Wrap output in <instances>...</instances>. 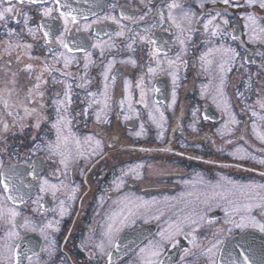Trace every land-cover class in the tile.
<instances>
[{"label": "flooded vegetation", "instance_id": "1", "mask_svg": "<svg viewBox=\"0 0 264 264\" xmlns=\"http://www.w3.org/2000/svg\"><path fill=\"white\" fill-rule=\"evenodd\" d=\"M67 2L77 9L74 13L77 22H69L70 31L66 39L70 47L79 45L84 51L74 48L69 54L56 42V37L63 32L64 20L56 18V11L50 17L42 14L44 7H53L51 0H44L43 4H18L21 14H8L6 21L0 22V90L14 89L11 97L4 93L12 107H5L0 101V161L3 164L0 172L12 175L19 190L6 192L0 184V198L8 195L16 197L14 202L5 199L4 204L5 208H14L20 213L16 217L20 231L16 240L19 245L17 251L22 257L36 252L43 264H107V256L100 253L97 247L105 241L106 217L118 210L115 201L138 197L158 201L153 208L159 207L164 214L159 219L155 218L158 215L155 211L151 215L137 216L134 223L117 234L116 242L121 246L119 250L107 246L105 241L106 252L112 253L114 264H139L140 248L146 247L150 241H158L160 231L167 227L169 221H176L193 211L197 217L203 218L200 224L185 223L175 240L165 243L160 259L165 264H208V258L201 254L202 248L209 244L220 228L231 227L224 223L225 205L218 197L212 196L214 186L230 187L228 181L238 185L264 184V164L259 162L264 159V141L259 139L260 135H264V109L258 103L264 101V67H261L264 63V55H261L264 53V38L255 42L249 40L250 30L245 19L246 14L254 13L259 25L264 27V9L258 4L248 5L247 0H235L238 7H227L219 0L213 5L207 0L203 9L200 8L201 0H180L186 9L196 13L199 21L193 25L187 51L181 53L178 30L166 16L167 4L171 0ZM161 9L165 13L163 22L158 15ZM213 9H226L224 18L229 20V24L222 27L231 35L209 40L210 33L204 31L203 23L210 11L215 15ZM68 10L60 8V11ZM24 13L30 17L27 25ZM106 15L115 16L119 23L103 19ZM142 15L145 16L143 20L140 19ZM97 19L100 22L93 23ZM220 22L221 18L217 17L214 23ZM85 23L92 25L87 31L83 30ZM41 25H48L49 28H42ZM120 25L125 26V35L118 37L115 34L121 30ZM29 27L35 30V35L29 34ZM77 27L80 31L76 30ZM146 28L149 29L147 33ZM9 30L19 35L9 36ZM45 30L51 31V36L47 38L51 39L50 44L43 36ZM144 35H148L154 43L140 40L139 36ZM97 41L104 46L103 55L99 47H92ZM16 44L20 46L16 47ZM26 44L32 47L25 48ZM109 44L114 46L109 47ZM220 45L239 53L226 66L231 70L223 73L222 98L227 102L228 110L218 103L221 97L217 95L221 88L219 63L223 54H211V65L200 59L210 47ZM48 48L65 52L73 58L69 69H63L62 60L55 64L57 69L70 71L72 77L66 79L59 71H45V63H52L53 53H49ZM157 48L159 55H151ZM85 51L91 53L86 75L91 83L81 87L80 77L85 75ZM178 53H181L185 63L170 69L167 60L175 59ZM157 59L162 64L156 73H148V67H157ZM131 60L136 61L135 65L126 62ZM110 61L114 63L105 81L103 73ZM28 65L32 66L31 69ZM173 71L178 78L175 82ZM41 73L46 81L40 85L44 96L41 100L33 93L35 99L32 100L29 92L38 83L36 77ZM53 77L64 82L54 84ZM141 77L144 78L147 107L140 102ZM105 83L108 85L106 109L103 98ZM67 84H71L70 103L65 98ZM93 93L95 97L90 95ZM214 96L217 102H214ZM57 99L65 100L64 114L70 124L64 128V134L70 137L68 146L75 157L69 160L66 171L59 162L60 157L51 156L46 147L56 140L52 125L57 119V106L53 103ZM93 99L100 102L92 103ZM122 100L123 106L120 103ZM21 101L29 108H41L43 104L41 111L46 119L39 128L35 127V115L25 117V126L21 127L16 115L25 116L23 108L18 107ZM229 112L238 123L230 122ZM253 112L257 115L253 116ZM97 113L101 116L99 122ZM125 116L129 119L125 120ZM5 122L9 125L7 131L3 130ZM253 123L256 124L255 130ZM88 137L93 139L88 141ZM75 139L80 140L79 148L72 142ZM95 140L101 141V147L98 154L92 155ZM80 151L84 155H77ZM137 165H143L136 169L139 177L128 172ZM126 172L128 175H123ZM44 179L58 186L63 182L64 186L54 197L50 190L41 192ZM120 179L124 180V184L117 189L115 182ZM73 188L77 189L75 199H69ZM256 191L264 195V190ZM61 200L67 209L63 216L60 215ZM248 215L264 223V208L254 206ZM25 218L37 231L19 228ZM234 218L238 220L239 216ZM48 221L58 222V228L47 230L55 241L51 257L41 251L47 242L38 230ZM223 235L226 236L222 252L224 259H228L227 253L241 243L249 249L256 264L264 259V232L258 228H233L231 233ZM5 236L4 227H0V241ZM193 238L201 247L193 246ZM23 264H28L26 258Z\"/></svg>", "mask_w": 264, "mask_h": 264}, {"label": "snow or ice", "instance_id": "2", "mask_svg": "<svg viewBox=\"0 0 264 264\" xmlns=\"http://www.w3.org/2000/svg\"><path fill=\"white\" fill-rule=\"evenodd\" d=\"M205 2L207 0H201L200 8L203 9L205 6ZM210 2L215 5L218 0H210ZM219 2L223 3L227 7H238L239 5L235 3V0H219ZM44 0H0V22L6 21L8 14H21V9L17 8V5H24V4H43ZM53 7H44L42 9V14L44 17H50L53 11L58 13L56 18H63L64 20V29L63 32L56 37V42L66 51V53H72L74 48L76 51H84L79 45H74V47H70L68 40L66 39L67 33L70 31L68 28L69 22L76 24L77 16L74 13H77V9L72 8L70 4H68L67 0H51ZM247 4L250 6L259 5L261 9H264V0H247ZM59 6V7H56ZM115 7V5H113ZM60 8H68V11H60ZM167 19L171 21L172 25L176 27L178 30L177 40L178 43L181 45V53L187 51V42L191 39V33L194 31L193 25L194 23H198V19L196 13L192 12L190 9H186L183 3L180 0H171L170 3L167 4ZM150 11V10H149ZM215 11V15L211 14V11L208 13V19L204 21L203 28L205 32H209V40L213 37H220L223 39L224 37L231 35V33H227L224 31L223 26H227L229 24V20L224 18L226 16V9L225 10H218L213 9ZM24 23L25 25L28 24L30 17L24 13ZM161 22L165 20V13L163 9H161L158 13ZM217 17L221 18L220 23H214L217 20ZM71 18V21H69ZM86 20L87 17H84ZM103 19L108 20L111 19L116 23L119 21L116 19L115 16L106 15ZM128 19H133L132 17H128ZM141 20L145 19V16L140 17ZM245 19L247 21V27L250 30L249 40L255 42L257 39L264 38V27L260 26L258 23V18L254 13H248L245 15ZM100 20L97 19L93 21V23H99ZM91 24L85 23L83 26V30L87 31L91 28ZM42 28H49L48 25H41ZM121 30L116 32V36H124L125 31L124 25H120ZM77 31H80V28L77 27ZM29 34L35 35V30L33 28H27ZM130 31V30H129ZM149 29H145L147 33ZM187 33V35H186ZM9 36L19 35V33H15L14 30H9ZM43 36L46 38V43H52L51 39H47L51 36L50 30H45L43 32ZM139 39L142 41H147L148 43H154L150 39L148 35L139 36ZM19 44H16V47H19ZM109 47H113L114 45L109 44ZM25 48H31L32 46L29 44L24 45ZM93 48L99 47L101 50V55L104 54V46L97 41L95 44L92 45ZM129 48L132 47L131 44L128 45ZM49 53H53L52 55V63L48 64L45 63V71L50 72H61V74L67 79L73 76L70 71H63L61 69H57L55 64L60 63L61 60L63 61V69H69L74 62L73 58L69 55H66L65 52H55L53 48H48ZM181 53H178L175 59H168L167 65L170 69H176L178 64L185 63L181 59ZM213 53H222L223 56L219 63V69L221 72V88L218 90L217 95L221 97V100L218 103H222L225 110H228V104L226 101L223 100V84H224V77L223 73L226 71H230L231 68L226 67L227 65L231 64L238 56L239 53L230 47H225L224 45H220L219 47H210L207 52L202 54L200 57L201 61H203L207 65H211L213 63L212 59H209L210 55ZM153 56L159 55V49L157 48L154 52L151 53ZM261 55H264L262 53ZM91 53L85 51V75L80 77L81 80V87H85L88 83H91L90 80L86 79L87 75V68L90 60ZM130 62L135 65L136 61H126ZM114 61H110L107 65L105 72L103 73L105 81L108 80L109 76L108 73L111 71L112 65ZM157 67H148L147 71L150 74L156 73L157 69L162 64V61L159 59L156 60ZM31 65H28V68L31 69ZM261 67H264V63H262ZM162 70V69H161ZM173 80L174 82L178 79L176 76V72L173 71ZM43 74L41 73L36 77L38 83H36L32 90L29 92V98L34 100L35 96H39L42 100L44 96V92L40 90L41 83H46V81L42 78ZM114 79V78H113ZM64 81H57L53 77V83H63ZM15 83V81H13ZM144 85V78L141 77L140 79V87H141V103H145V89ZM66 92L65 98L70 103V89L71 84L66 85ZM104 107L105 109L108 107V85L105 83L104 86ZM158 91V89H155ZM14 89L6 88L0 90V101H2L5 107H12L10 104V100L4 97V93H7L8 97H11ZM35 93V96L33 95ZM91 96L95 97V94H90ZM173 100L175 101V93L173 94ZM214 102H217V97H213ZM100 101L93 99L92 103H99ZM56 107L57 112V119L53 123L52 127L56 131V140L54 142H49L47 144V151L50 153L51 156H59L60 163L64 166V171L68 168V163L70 159H74L72 151L69 148L70 137L64 134V128L70 124V120L64 114L66 113L65 107V100L57 99L53 102ZM121 106H123L124 101H120ZM260 107L264 109V101H258ZM147 103H145V107H147ZM18 107L23 108L25 116H19V113H16L18 121L21 122V127H24L23 120L27 116L36 117L35 127L39 128L40 123L46 119V116L41 111L43 104H41V108H29L23 101L20 102ZM91 107V104L89 105ZM158 110V109H157ZM159 111V110H158ZM195 115V113H194ZM257 113L253 112V116H256ZM161 120L163 119V113H160ZM96 119L99 122L101 120V116L99 113L96 115ZM125 120L129 119L128 116L124 117ZM155 120V117H153ZM229 120L231 123L236 124L238 121L235 119L234 115L229 112ZM159 126H162L160 122H157ZM253 129H256V124L253 123ZM194 128V125H193ZM9 129V125L5 122L3 125V130L7 131ZM140 133H137L139 135ZM93 138L88 137L87 140L91 141ZM259 139L264 141V135H260ZM74 142L77 145V148L80 147V140L75 139ZM101 147V141L95 140V148L92 149V155L98 154V150ZM77 155H84L83 151L77 153ZM255 159V157H252ZM261 164H264V159L259 161ZM3 167L2 161H0V168ZM143 165H137L136 168H130L128 172L136 173L137 168H142ZM59 171V169H58ZM128 172L124 173L123 175H128ZM137 177H139V173H136ZM116 183L117 189L123 186L124 180L120 179ZM0 184L3 185V190L6 192H11L13 190L19 191L16 188V185L13 182L12 175H5L3 172H0ZM230 187H225L221 184H217L214 186L212 191L213 197H218L220 201L223 202L225 205V215L226 219L224 221L225 225H231V227L220 228L217 233L213 234V239L209 241V244L204 246L201 250V254L208 258V264H256L255 261L251 258V253L244 244H236L234 249L227 253L228 259H224L222 252H223V244L224 233H231L233 228L235 229H244L248 227L258 228L260 232H264V223L257 221L254 217L248 215L250 213L252 207H262L264 208V195H261L259 190H264V184L261 185H238L235 182L228 181ZM63 185L58 186L57 184H50L47 179L43 180L41 185V192L51 191L52 195L55 197L59 188ZM66 187V186H65ZM216 189H219L217 191ZM77 192L76 188L71 189L72 195L69 199H75V193ZM239 193V196H237ZM191 195V193L189 194ZM207 196V194H205ZM12 200L15 201L16 197L12 195H8L6 198H0V227H4L6 236L3 241H0V264H23V259L26 258L28 260V264H43L42 261L39 260V254L33 252L31 256L22 257L21 253L17 251L19 245L16 243V240L20 237V231L18 230V225L16 224V217L20 215L18 211L14 208H5L4 200ZM103 201V198H101ZM245 202H241V201ZM254 201H258V203H253ZM118 205V210L110 212L105 220L103 237L107 242V246H113L117 250L120 249V244L116 242L117 234L128 224L134 223L135 218L137 216H145L151 215L153 211L158 213L155 216L156 219H159L164 213L159 207L153 208V206L158 205V201H146L140 198L131 199L128 197H124L122 200H118L114 202ZM187 207V205H185ZM67 212L65 208V202L63 200L60 201V215L63 216ZM239 216V219H235L234 217ZM202 217H197V214L193 211L189 215L181 216L176 221H169L166 228L162 229L159 233V240L158 241H150L149 244L144 247L140 248L139 255H140V262L139 264H165V261L160 259L161 255L165 250V243L166 242H173L175 240L176 235L181 233V229L185 223H189L191 225L198 226L202 221ZM54 227L58 228V222L48 221L46 224L41 226L38 230L40 231L41 235L44 236L46 243V247L41 249L42 252L47 253L49 257L54 254L55 251V241L51 239L50 234L48 233V229H52ZM19 228L22 229H31L32 231H37V228L32 225L31 221L25 218L23 225H20ZM102 241L97 247L99 248L100 253L105 254L107 256V264H114L113 255L111 252H106V243ZM178 242V241H177ZM194 247H201L193 238L191 241ZM175 243H173V247ZM31 251V249H29ZM259 264H264V259L259 261Z\"/></svg>", "mask_w": 264, "mask_h": 264}]
</instances>
